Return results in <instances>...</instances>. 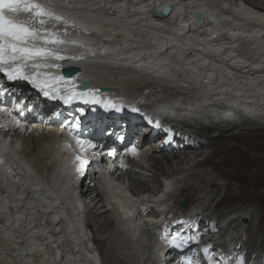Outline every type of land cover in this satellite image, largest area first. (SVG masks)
<instances>
[{"label":"bare ground","instance_id":"bare-ground-1","mask_svg":"<svg viewBox=\"0 0 264 264\" xmlns=\"http://www.w3.org/2000/svg\"><path fill=\"white\" fill-rule=\"evenodd\" d=\"M260 1L39 0L78 29L88 30L85 35L68 28L67 38L82 42L85 47L62 46V55L83 57L68 59L69 63L74 60L81 64L82 72L66 80L75 81L83 76L82 79L93 81L92 90L94 84L119 86L116 94L120 97L128 96L127 90L122 88L132 71L141 78H149V83L174 84L179 95H170L167 89L172 88L169 87L163 88L167 96L159 95L156 90L147 94L149 108L155 111V117L161 116L168 122L177 118L178 123L189 130L188 124L193 121L194 127L192 131L186 130L189 135L181 134L190 141L183 143L181 148L161 150L158 154L155 147L145 144L137 149L134 156L137 159L128 161V157H120L129 169L120 175L119 172L114 176L105 172L99 174L95 180L97 187L91 182L90 186L85 184L86 189L81 194L83 207L73 187L75 183L79 186L81 177L78 180L80 175L76 173L74 181L71 178V169L76 171L73 161L76 150L72 146L64 147L68 143L63 134L53 128L46 130L40 124L27 132L0 128V159L3 160L0 164V264H105L100 256L107 257L102 249V246L108 249L106 244L113 249L107 264H136V257L144 248L148 251L137 264L153 263L159 257L167 261L169 247L161 237L167 234L169 239L170 230L190 232L183 231L182 226L173 229L167 226L178 224L184 216L188 222L196 221L201 209L209 207L214 200L212 196L206 199L212 193L207 192L206 200L198 198L200 211L196 201L195 206L185 208L179 204V210L172 208L171 211H179L173 215L167 210L169 198L189 201L186 191L190 189L193 195L190 200H195L205 189H220L214 179H206V173L192 172L202 185L200 188L187 180L181 184L184 170L182 173L179 170L184 164L209 166L221 176L227 188L222 200L214 202L212 215L205 216L208 222L215 223L214 229L201 228L205 230L203 239L195 246L198 249L207 245L217 250L232 248L228 251L234 255L241 252L245 256L253 252L257 258L255 264L264 261V205L261 199L264 196V0ZM160 2L171 4L169 14L163 18L153 14V7ZM200 12L205 16L198 23L196 15ZM48 62L61 65V60ZM139 87L134 91L137 94L129 99L140 103L144 96L138 92ZM178 97L179 101L174 99ZM162 98H167V105L158 104ZM182 98L186 100L183 103ZM49 102L52 100H39V96H34L28 100V107L34 109L33 115L37 114L34 117L46 122L56 116L45 106ZM124 103L130 104L127 99ZM139 103L136 105L141 108ZM200 117L211 123L199 124ZM39 130L42 148L32 152L29 144L24 142L32 138L25 139V136L29 133L33 136ZM157 130V133L161 132V129ZM147 134L145 132L142 137ZM34 153L47 166L44 176L43 173L36 174L32 168ZM147 159L150 161L148 167L144 163ZM128 173L149 179L130 180ZM177 175L179 177L175 178ZM148 182L159 184L155 186L157 184ZM231 182L241 188L238 194L232 191ZM36 187L39 190L33 194ZM97 188L103 194L104 202L101 197L98 199ZM24 194L26 201L21 199ZM250 204L253 208L248 209ZM145 206L154 207V214L148 213ZM135 207L137 213L132 212ZM156 209L161 212L157 213ZM82 210L86 213L81 216ZM245 211L250 214V221L244 227L241 225L243 228L239 231H230L236 235L232 234L228 242V234L223 233L231 229L236 220L242 222L245 218L240 215L235 218L234 213ZM71 216H74V223ZM83 216H87L86 225ZM254 217L257 222L252 225ZM223 220H228L226 230L222 226ZM237 225L232 230L241 227ZM248 244L252 248L247 252L245 246L248 248ZM119 247H124L123 252Z\"/></svg>","mask_w":264,"mask_h":264},{"label":"snow or ice","instance_id":"snow-or-ice-1","mask_svg":"<svg viewBox=\"0 0 264 264\" xmlns=\"http://www.w3.org/2000/svg\"><path fill=\"white\" fill-rule=\"evenodd\" d=\"M70 27L82 31L85 35L88 33L87 29H78L75 24H70L67 19L51 11L47 4L41 3L39 0H0V97L23 96L22 90L14 86L9 87L10 84L23 81L30 84L45 98L58 99L64 104H71L75 100L92 104L101 103L97 95L98 89L92 90L85 86L83 90H78L81 87L78 82L42 71V69L60 67L59 64L48 62L51 60L83 59L82 56L67 57L61 54L62 46L85 47L84 43L67 38ZM25 69H30V71H25ZM29 99L30 97H26L20 100L15 109L21 118L15 120L17 126L25 116V109L27 112L34 110L32 107H28ZM103 107L105 111L114 110L118 113L127 107L128 111L143 115L138 107L132 105L125 106L105 101ZM79 111L83 116L84 110L80 109ZM0 113L11 115V110L7 109L6 105H0ZM10 122L12 121L0 124V128H6L7 123ZM149 123H152L156 128L161 126L159 120L149 121ZM66 127L69 136L75 140L80 151L92 152L95 160L99 161L100 157L105 154L108 157L117 155L115 147L109 148L105 153L103 149L107 145H100L93 143L91 139L81 138L82 125L79 117L66 123ZM165 131L168 135L164 142L168 143L172 140V130L166 129ZM104 135L109 138L115 136V139L122 144L127 139L126 133L116 134L113 130H106ZM128 145L123 154L137 155L136 145L130 141ZM64 147L68 148L70 145L65 144ZM96 149L100 150L93 151ZM73 161L76 165V172L83 176L90 166L89 160L75 154ZM2 163L3 160L0 159V164ZM120 166L124 167L123 162ZM111 167L110 163L109 169ZM179 223L183 225L186 221ZM200 238L201 234L186 235L182 231L172 235L171 239L167 238V234L161 237L166 240L168 247L179 250L182 264H246L245 256L242 254L234 255L231 251L213 249L211 245L198 249L195 245L199 244Z\"/></svg>","mask_w":264,"mask_h":264},{"label":"rangeland","instance_id":"rangeland-1","mask_svg":"<svg viewBox=\"0 0 264 264\" xmlns=\"http://www.w3.org/2000/svg\"><path fill=\"white\" fill-rule=\"evenodd\" d=\"M252 1V0H251ZM260 1V0H259ZM261 2V1H260ZM135 71H132V73L131 74H129V77L128 78H126V80L128 79V81L126 82V83H123L124 84V87L125 88H122V86H120L122 89H125V90H127V93H134V91H135V88H137V86H140L139 87V89H138V92H142V95L144 96V97H146L147 96V94L148 93H150V92H152L153 90H156V93H159L160 92V94H161V92H162V94L163 95H165V96H167L168 95V93H166L165 91H164V89L163 88H167V87H169V88H172V89H167L168 91H169V93H170V95H174V94H178L179 95V89H178V87H176L174 84H171V83H169V84H167L166 82H158V81H155V82H157V83H149L148 81H149V78H147V77H143L142 76V78H141V76H140V74L138 75L137 73H136V75H135ZM139 76V77H138ZM134 79V80H133ZM131 80V81H130ZM138 81V82H137ZM133 82V83H132ZM135 82V83H134ZM142 82V83H141ZM148 82V83H147ZM138 83H140L141 85H139ZM131 84V85H130ZM138 84V85H137ZM148 84V85H147ZM158 84V85H157ZM167 85V86H166ZM173 85V86H172ZM147 86V87H146ZM151 86V87H150ZM154 86V87H153ZM119 87V86H118ZM151 89H150V88ZM130 88V89H129ZM152 88H154V89H152ZM176 88V89H175ZM134 89V90H133ZM148 89V90H147ZM147 90V91H146ZM173 90H175V91H173ZM164 92V93H163ZM178 92V93H177ZM135 94V93H134ZM137 94V93H136ZM145 94V95H144ZM155 95H157V94H155ZM187 95H189V94H187ZM122 97H124V100L125 99H127V100H129V97L128 96H122ZM181 97H184V94L183 93H181ZM175 100H177V101H179L178 100V98H174ZM186 100H182V103L183 102H185ZM127 102V101H126ZM206 111V109L205 110H203V113ZM198 113H202V112H198ZM37 114H35V115H32L33 117L34 116H36ZM48 115V113L46 114V116ZM198 115V114H197ZM205 118H208L207 116L205 117ZM200 120H202L201 119V117H200ZM259 125H260V123H259ZM253 126V125H252ZM235 131H239L238 129H235ZM140 134V133H139ZM32 138V139H31ZM25 139H31L30 141H25L24 140V142H26V143H28L29 144V146H28V148H31V150H32V152H34V149L36 148V151L39 149V148H42V147H40V146H42L41 144H42V142H43V139H42V133H41V131L39 130L38 132H36L33 136H32V134H28V135H26L25 136ZM25 148V147H24ZM28 152H30V150L28 151ZM27 152V153H28ZM35 154V157H34V161H35V164H33V166H32V168H33V170H34V172L36 173V174H41V173H43L42 175L44 176L45 175V172L47 171V166L46 165H44L43 164V162H42V158L37 154V153H34ZM144 161V160H143ZM46 163H48L47 161H45ZM149 162V163H148ZM145 165L148 167L149 166V164H150V161H148V159L147 160H145ZM192 163V162H191ZM191 166V165H190ZM190 166H187V164H184L183 165V168L182 169H180L179 170V172H181L182 173V171H183V174H182V182H181V184L184 182V180H187V182L189 183V184H191V185H193L195 188H197V187H201L202 185L201 184H199V182H198V180H197V178H196V176H193L192 174V172H194V173H196V174H204V173H206V179H214L218 184H219V187H220V189L218 190V191H215V190H211V191H209V188L208 189H205L204 191H203V193H198L196 196H200V197H197V198H195V200H194V198H193V200L191 201L190 200V198H191V196H193V195H191V191H190V189L188 190V191H186V195H188L189 196V205H190V207H191V205H197V203H198V206H197V209L199 210V203L200 202H198L199 201V199L198 198H200V201H201V198L202 199H205L206 198V196H207V192H212L211 194H210V196H207V198L206 199H208V197H210L211 198V196L212 197H214V200L212 201V202H210V206L209 207H205L204 209H201L202 210V212H201V218L204 220V221H206V223H211V222H208V220H207V218L205 217L206 215H212V213H213V211H214V209H215V207H214V202H216V201H218V200H222V198H223V195H224V193L227 191V188H225L224 187V180H222V178H221V176H219L217 173H215L214 171H212L211 169H210V167L209 166H203V167H190ZM194 168V169H193ZM189 169V170H188ZM147 170V171H146ZM196 170V171H195ZM145 172L147 173V175L149 174V171H148V169H145ZM198 172V173H197ZM208 172V173H207ZM181 173H179L178 175L180 176L181 175ZM41 175V176H42ZM150 175V174H149ZM160 176V175H159ZM159 176H158V178H159ZM128 178L130 179V180H134V179H137V178H139L141 181H146V180H148L149 178H146L144 175H131L130 176V174L128 173ZM193 178V179H192ZM144 179V180H143ZM134 182H136V181H134ZM150 183H155V184H157V185H155V186H158V182H148V184H150ZM195 183V184H194ZM199 184V186H198V184ZM145 184H147V182H145ZM231 189H232V191L234 192V194H238L240 191V189L241 188H239L236 184H235V182H231ZM146 187V186H145ZM179 192L177 191V194H178ZM204 195H205V197H204ZM257 197H260V196H258L257 195ZM171 199V201H170V205H172L174 202H175V200H174V198L172 199V198H170ZM198 199V200H197ZM205 199V200H206ZM261 199H263V201H262V203H263V205H264V196H261ZM196 201H197V203H196ZM193 202V203H192ZM239 201H237V202H235L236 204L238 203ZM195 203V204H194ZM248 209H250V208H253L252 207V205L250 204V205H248ZM200 211V210H199ZM256 212V211H255ZM235 214V218L238 216V215H240L241 217L243 216V217H245V218H247V220H246V222L245 223H242L241 222V220H239V221H235V224H233L232 226H231V229H229L226 233L224 232L223 233V235H226V234H228V236L226 237V240L228 241V238H230V236L233 234V235H236V234H234V233H230V231L232 232V231H234V232H237V231H239L240 230V228L242 229L247 223H248V220H249V213L247 212V211H245V212H243V213H234ZM230 215H232V214H230ZM237 215V216H236ZM72 217V219H73V223H74V216H71ZM256 218V219H255ZM85 222L87 221L86 219L84 220ZM250 221V220H249ZM257 222V217H254V218H252V220H251V223H252V225H254L255 223ZM214 223V222H213ZM237 224H239V226H241V227H238V228H236L235 230L233 229L232 230V228H233V226L234 225H237ZM238 226V225H237ZM225 227V226H224ZM225 230H226V227H225ZM224 230V231H225ZM76 232H77V234H78V231L76 230ZM121 233V232H120ZM88 235L89 236H91L92 237V235H91V233L88 231ZM247 235V234H246ZM99 236V235H98ZM256 237V236H255ZM214 239H217V237H215ZM229 242V241H228ZM114 244H116V243H114ZM230 244H233V242H231ZM250 244V243H249ZM248 244V248L245 246V250L248 252L249 250H250V248H252L250 245ZM97 245V244H96ZM98 246H101V245H98ZM97 246V247H98ZM106 246L108 247V249L106 250L103 246H102V249L107 253V257L105 256V255H102V256H104V263L106 262V261H108V257H111V252L113 251V249L112 248H110L109 246H108V244H106ZM264 247V246H263ZM110 248V249H109ZM112 249V250H111ZM122 249H124V247H119V250L121 251V252H123V250ZM145 249V248H144ZM144 249H143V253L141 254V255H139V256H137L136 257V264L141 260V258L147 253V251L148 250H146V251H144ZM240 251H242V249H240ZM237 254H241V252H239V253H237ZM252 254V255H251ZM251 254H246L245 255V259H246V264H255L254 262H255V260L257 259L256 258V254L255 253H251ZM112 256H114V255H112ZM106 257V258H105ZM140 257V258H139ZM252 257V258H251ZM254 257V258H253ZM107 259V260H106ZM251 259V260H250ZM251 261V263H249ZM107 264V263H106ZM149 264H154V262L153 263H150L149 262ZM261 264H264V261L261 263Z\"/></svg>","mask_w":264,"mask_h":264},{"label":"water","instance_id":"water-1","mask_svg":"<svg viewBox=\"0 0 264 264\" xmlns=\"http://www.w3.org/2000/svg\"><path fill=\"white\" fill-rule=\"evenodd\" d=\"M141 1H146V0H141ZM171 10V4L169 2H165V3H159L158 6H154L153 7V14L154 16L156 17H159V18H163V17H166L169 12ZM204 16H205V13L204 12H200L196 15V21L198 23H201L204 19ZM79 68L77 67H73V68H67L65 69V72H67L68 75H71L72 73L78 71ZM36 192H38L37 190L33 191V194H35ZM188 203L186 201L182 202V206H187ZM247 219L243 218L242 219V222H246Z\"/></svg>","mask_w":264,"mask_h":264},{"label":"clouds","instance_id":"clouds-1","mask_svg":"<svg viewBox=\"0 0 264 264\" xmlns=\"http://www.w3.org/2000/svg\"><path fill=\"white\" fill-rule=\"evenodd\" d=\"M85 225H86V224H85ZM101 257H102V255H101ZM156 264H167V262L164 260L163 263H159V262H157Z\"/></svg>","mask_w":264,"mask_h":264}]
</instances>
